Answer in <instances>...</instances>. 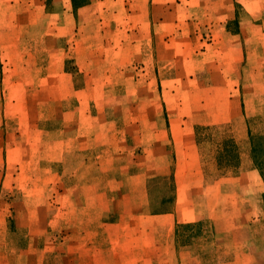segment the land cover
I'll return each instance as SVG.
<instances>
[{
    "label": "rangeland",
    "instance_id": "1",
    "mask_svg": "<svg viewBox=\"0 0 264 264\" xmlns=\"http://www.w3.org/2000/svg\"><path fill=\"white\" fill-rule=\"evenodd\" d=\"M0 264H264V0H0Z\"/></svg>",
    "mask_w": 264,
    "mask_h": 264
},
{
    "label": "trees",
    "instance_id": "2",
    "mask_svg": "<svg viewBox=\"0 0 264 264\" xmlns=\"http://www.w3.org/2000/svg\"><path fill=\"white\" fill-rule=\"evenodd\" d=\"M82 4H83V2H82Z\"/></svg>",
    "mask_w": 264,
    "mask_h": 264
}]
</instances>
